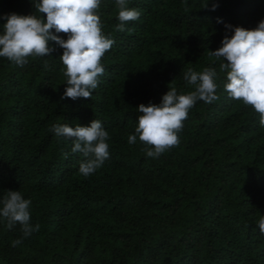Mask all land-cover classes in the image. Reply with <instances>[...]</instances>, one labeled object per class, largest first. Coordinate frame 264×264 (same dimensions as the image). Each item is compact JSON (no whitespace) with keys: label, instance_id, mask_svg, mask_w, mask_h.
<instances>
[{"label":"trees","instance_id":"obj_1","mask_svg":"<svg viewBox=\"0 0 264 264\" xmlns=\"http://www.w3.org/2000/svg\"><path fill=\"white\" fill-rule=\"evenodd\" d=\"M208 2L128 0L141 16L120 32L116 0H101L102 31L115 43L91 99H61L54 42L51 56L22 67L0 57V207L18 190L39 225L22 238L19 224L0 218V264H264V127L227 95V74L209 54L233 34L225 25L255 28L264 0H217L215 11L203 9ZM34 11L30 0H0V16ZM205 67L217 71L219 99L190 109L179 146L153 159L139 139L130 145L138 106L159 104L172 87L194 90L183 75ZM94 119L109 133V159L84 177L85 157L49 129Z\"/></svg>","mask_w":264,"mask_h":264},{"label":"clouds","instance_id":"obj_2","mask_svg":"<svg viewBox=\"0 0 264 264\" xmlns=\"http://www.w3.org/2000/svg\"><path fill=\"white\" fill-rule=\"evenodd\" d=\"M35 9L33 14L19 15L10 13L0 16L5 23L0 27V57L14 65L23 66L28 58L51 56L56 46L62 49L59 59L63 65L62 74L66 78L65 90L61 97L76 100L91 99L92 91L99 85V77L105 73L101 63L115 41L102 31L98 14L101 0H30ZM119 24L116 31L126 30L127 22L137 21L141 12L128 7V0H116ZM217 0L203 5V9L215 11ZM222 21L218 18L217 23ZM231 30V36L225 35L221 46L209 51L210 56L221 61L219 69L226 72L227 82L223 88L227 95L250 106L259 114L260 126L264 127V19L253 29L240 26ZM64 33L66 39L60 35ZM217 71L214 67H205L202 71L189 68L183 75L187 85L194 90L186 93L170 88L159 104H140L137 108V124L134 134L127 137L130 145L137 139L145 145L143 151L149 158H159L163 153L178 147L179 133L183 130V121L197 101L211 104L219 99L216 94ZM50 132L57 138L72 141L73 153L79 152L84 157L79 172L84 177L92 175L109 159V133L100 120H92L89 126L53 124ZM67 157V153H65ZM0 207V218L6 221V227L12 229L20 225L22 238L33 231H39L37 224L33 228L30 221L31 200L25 199L18 190H7ZM258 228L264 235V215L258 219ZM22 239L13 241V246L20 245Z\"/></svg>","mask_w":264,"mask_h":264}]
</instances>
